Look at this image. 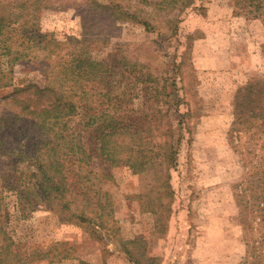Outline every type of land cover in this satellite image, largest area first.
<instances>
[{
    "label": "rangeland",
    "instance_id": "obj_1",
    "mask_svg": "<svg viewBox=\"0 0 264 264\" xmlns=\"http://www.w3.org/2000/svg\"><path fill=\"white\" fill-rule=\"evenodd\" d=\"M96 2L118 6L99 10ZM183 2L41 0L40 31L68 47L8 66L0 112L17 113L6 98L16 86L61 85L59 57L83 44L111 70L102 90L86 88L111 94L109 107L127 108L130 120L149 126L145 141L157 144L160 136L177 152L170 175L93 161L110 175L102 188L113 215L102 219L104 227L63 221L68 213L58 204L27 207L1 187L0 225L19 264H138L123 252L133 239L127 247L143 264H264V131L260 116L244 109L240 118L235 109L238 88L264 76V0ZM5 147L6 167L12 155ZM65 251L68 257L51 258Z\"/></svg>",
    "mask_w": 264,
    "mask_h": 264
},
{
    "label": "trees",
    "instance_id": "obj_2",
    "mask_svg": "<svg viewBox=\"0 0 264 264\" xmlns=\"http://www.w3.org/2000/svg\"><path fill=\"white\" fill-rule=\"evenodd\" d=\"M96 3L99 10L118 6ZM183 3L184 8L191 0ZM40 12L41 0H0V88L11 84L8 66L39 57L46 49L58 55L66 49L62 46L68 47L64 41L40 31ZM54 45L57 47L53 48ZM82 46L67 48L65 58L59 57L62 70L57 75H63L61 85L56 86L52 80L44 86L28 83L14 87L6 96L17 107V113L0 112V147L7 146L4 153L12 155L9 167L0 160V190L3 186L15 190L27 207L54 202L61 212L68 213L63 221L86 228L91 224L104 227L102 219L113 215L108 192L102 188L110 175L97 171L93 161L123 164L134 172L160 168L169 174L176 164L177 148L160 136L157 144L145 141L144 133L150 130L146 123L130 120L127 108L119 113L120 108L109 107L114 98L111 94L99 91V97V92L91 93L95 86L102 90L101 84L107 82L111 70L108 62L94 58ZM262 53L264 56V48ZM46 55L45 52L43 56ZM88 84L91 92L86 88ZM235 98L240 118L244 109L250 110L261 117L264 131V76L261 81L251 80L238 88ZM20 117L24 120L19 123ZM6 136L15 139L16 147H8ZM159 145L161 152H154ZM20 161L28 166L18 167ZM166 182L171 188L170 176ZM135 240L126 241L123 252L131 263L143 264L140 256L134 257L127 247ZM12 243L0 225V264L21 262L18 252L11 248ZM60 244L67 243H57ZM47 252L52 253V249ZM54 252L53 259L68 257L66 251Z\"/></svg>",
    "mask_w": 264,
    "mask_h": 264
}]
</instances>
